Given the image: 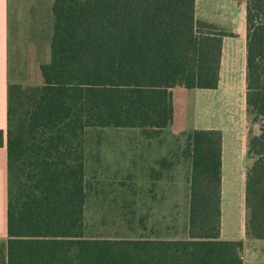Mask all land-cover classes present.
I'll list each match as a JSON object with an SVG mask.
<instances>
[{
  "label": "trees",
  "instance_id": "trees-1",
  "mask_svg": "<svg viewBox=\"0 0 264 264\" xmlns=\"http://www.w3.org/2000/svg\"><path fill=\"white\" fill-rule=\"evenodd\" d=\"M195 4L53 0L43 83L10 85L9 237L0 240V264H243V242L221 238L218 129L187 136L188 239L88 232L89 199L100 196L90 185L89 133L129 128L151 138L173 122L174 88L219 86L227 33L197 20ZM246 23L247 235L264 239V0H247ZM4 137L0 130V146Z\"/></svg>",
  "mask_w": 264,
  "mask_h": 264
},
{
  "label": "crops",
  "instance_id": "crops-1",
  "mask_svg": "<svg viewBox=\"0 0 264 264\" xmlns=\"http://www.w3.org/2000/svg\"><path fill=\"white\" fill-rule=\"evenodd\" d=\"M52 2L53 0H0V130L5 134L4 143L0 146V240H7L9 237L7 147L9 90L11 84L23 85L19 79L13 80L12 69L26 64L31 65L38 77L27 84L35 86L43 83L41 65L50 45ZM246 6L247 0H196L197 20L227 33L223 38L220 83L217 89L174 88V118L172 124L164 131L173 128L178 133L188 134L197 129L221 130L223 134L221 238L225 241L243 242V264H264V239H251L247 235L246 183L250 161L247 158L249 134L246 122ZM237 42L245 49L242 82L235 81ZM211 92H223L224 98H213ZM219 106L224 113L221 119L217 117ZM231 106L235 109L234 113L229 112ZM120 155L118 158L121 160L115 169L116 185L99 188V198L90 196L89 199L88 218L91 212L96 214L92 209L93 202L97 204L99 200L101 208L104 200L102 194L107 196L108 208L120 212L118 219L120 218L121 222L117 231L119 234L115 237L103 235L100 237L135 239L149 235H143L141 228H138L140 210L148 211L157 207L171 210L183 204L189 214L190 187L156 184L154 174L157 171L160 175L164 174L165 170L171 171L169 168L160 166V170H157V167L148 164L147 156L143 157L133 152H123ZM142 158L147 159L146 163L141 164ZM149 219L148 217L146 221ZM166 222L161 225H171L170 222ZM147 224L148 227L149 223ZM133 226L138 229L134 230ZM139 232L141 235L138 236ZM159 237L188 239L189 219L185 233L181 237L169 235Z\"/></svg>",
  "mask_w": 264,
  "mask_h": 264
},
{
  "label": "rangeland",
  "instance_id": "rangeland-1",
  "mask_svg": "<svg viewBox=\"0 0 264 264\" xmlns=\"http://www.w3.org/2000/svg\"><path fill=\"white\" fill-rule=\"evenodd\" d=\"M244 50V46L241 48V44L237 42V56L235 57V81H241L244 74ZM12 76L13 80L19 79L22 81V84L25 87L31 86L27 83L34 81L38 77L37 73L35 75L33 67L27 64L19 67H13ZM211 93L213 94V98H224L223 92ZM220 107L221 106H219L217 113L219 114L217 116L218 119H221L224 114ZM234 110L233 106L229 107V112L234 113ZM246 122L248 124L247 127H249L248 116H246ZM256 129H258V126H256ZM187 136V133H178L173 130V128L152 136V139L145 137L138 129L106 128L91 131L88 135L87 146L88 168L89 176L91 178L90 185L92 187L97 185V190H99V188L101 189V187L104 188L116 185L117 179H114L116 176L115 169L118 161L121 160V158H118V155L123 152H133L137 155H142L143 157L147 156L149 161L148 164L152 165L151 167H157V170H160V166L171 170H165L164 174L161 175L160 172L157 171V173L154 174L156 184H178L184 188L190 187L191 160L187 149ZM142 159H140L141 164L146 163L147 159H145V161ZM159 180H162V182H159ZM92 195H94V192ZM101 197L104 199L101 208L99 200H97V204H94V202L92 204V209L96 212V214L91 212V215L88 218V232L93 236L103 235L105 237H115L119 234L117 231L119 227L118 224L121 222V219H118V214L120 212L118 210L108 208L106 194H102ZM98 198L96 197V199ZM146 212H148V214H145ZM148 217L150 219L146 221ZM188 219L189 214L183 204H180L179 208L176 206V209L172 208L171 210L161 209L158 207L148 211L140 210L138 228H141L140 231L143 235L156 234L181 237L187 228ZM164 221L170 222L171 225H161ZM147 223H149L148 227ZM133 228L134 230L138 229L134 226ZM168 230H170V232ZM141 233L139 232L138 236L141 235Z\"/></svg>",
  "mask_w": 264,
  "mask_h": 264
}]
</instances>
